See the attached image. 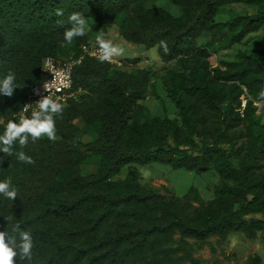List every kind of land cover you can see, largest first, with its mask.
Here are the masks:
<instances>
[{
    "label": "trees",
    "instance_id": "trees-1",
    "mask_svg": "<svg viewBox=\"0 0 264 264\" xmlns=\"http://www.w3.org/2000/svg\"><path fill=\"white\" fill-rule=\"evenodd\" d=\"M146 1L0 0V79L12 71L17 86L12 97L0 95L4 123L16 120L13 113L42 81L45 57L78 56L91 41L87 32L72 44L64 40L73 12L104 27L121 16L120 35L157 46L162 61H175L162 82L181 119L150 116L143 100L156 94L151 68L128 71L85 55L73 70V89L80 92L63 103L56 139L29 138L24 148L16 142L14 153L24 151L33 164L0 153V181L10 178L18 189L14 201L0 195V231L12 234L19 223L34 241L32 260L16 264H181L182 258L201 264L187 237L233 231L255 237L264 230V121L255 105L264 102V46L217 65L210 60L216 43L241 42L264 26V0H169L179 15ZM236 2L259 8L215 20L222 5ZM78 119L90 128V140H83ZM89 154L98 164L85 174ZM153 162L216 169L215 197L204 203L195 187L179 197L146 186L136 164ZM124 166L125 176L116 177Z\"/></svg>",
    "mask_w": 264,
    "mask_h": 264
},
{
    "label": "rangeland",
    "instance_id": "rangeland-1",
    "mask_svg": "<svg viewBox=\"0 0 264 264\" xmlns=\"http://www.w3.org/2000/svg\"><path fill=\"white\" fill-rule=\"evenodd\" d=\"M147 6H163L174 15L180 14V9L169 0H147ZM258 4L236 2L222 5L216 16V21H224L238 14L252 13L257 11ZM118 20L108 27L98 25L92 20H87L86 32L89 39L96 42V36L103 33L106 39L113 41L123 49V55L118 57L125 61V64L119 68L128 71H134L139 67L151 68L154 71V92L150 93L143 102L148 108L150 116L168 115L181 122L178 114L176 103L168 96L165 86L162 82V76L169 69L176 68L175 61L164 62L161 60L157 46L147 48L142 43H134L126 40L119 33ZM210 38V34H205L201 41ZM264 46V26L253 33H250L241 42L234 44L216 43L215 50L210 60L213 65L219 64L223 60H233L238 57L240 51H246L251 54H257L258 49ZM61 57H65L61 55ZM138 57V62L128 61V58ZM80 90H77V96ZM245 102V100H244ZM257 113L264 121V102L255 101ZM81 126V136L84 141L92 138L91 130L84 125L81 120H76ZM98 156L89 154L85 162L82 164L83 173L94 172L97 168ZM140 172V180L148 187L159 189L168 196L182 197L189 193L191 187L197 188L200 197L204 203L209 202L215 197L216 189L221 181L220 174L214 168L197 172L185 168H174L167 164L153 162L147 165L136 164ZM128 170L124 166L116 177H124ZM192 203L198 205L196 200ZM189 248L192 254L200 260L201 264H264V230L258 232L255 237H249L242 231H233L226 237L212 235L205 240H197L187 237ZM176 245V243L174 244ZM181 250L177 251V255H181ZM181 264H191L186 258L181 259Z\"/></svg>",
    "mask_w": 264,
    "mask_h": 264
},
{
    "label": "clouds",
    "instance_id": "clouds-1",
    "mask_svg": "<svg viewBox=\"0 0 264 264\" xmlns=\"http://www.w3.org/2000/svg\"><path fill=\"white\" fill-rule=\"evenodd\" d=\"M56 15L62 16V10H57ZM68 24L71 27L67 28L63 33V38L68 44H72L76 38L86 35L87 20L79 12H73L69 15ZM95 39L98 46L95 55L100 63H114L116 58L123 55V49L113 41L106 39L103 33L98 34ZM159 47L165 54L169 53L166 40H161ZM43 69L51 72L53 79L43 84L48 94L36 101V108L31 111V115H22L18 122L10 119L4 123L0 120V124H3L4 127L3 134H0V153L9 157L15 154L18 161L27 164H33L35 161L24 151L14 153L16 142L18 141L19 146L24 148L28 145L29 138H31L32 142L44 137L54 141L57 132L56 118L62 116L64 110V105L60 102V98H53L55 96V92L52 91L53 87H55L56 92L61 90L56 86V70L50 63H46ZM15 81V73L8 71L0 79V95L12 97L17 88ZM259 95L264 98V91H261ZM30 108L31 104L24 105L23 112L27 113ZM3 161V157H0V164ZM0 195L8 200H16L18 189L13 186L10 178L0 181ZM11 233L9 234L7 230L0 231V264H16L17 259L20 262L31 261L34 247L31 233L22 230L19 223L13 224Z\"/></svg>",
    "mask_w": 264,
    "mask_h": 264
},
{
    "label": "built area",
    "instance_id": "built-area-1",
    "mask_svg": "<svg viewBox=\"0 0 264 264\" xmlns=\"http://www.w3.org/2000/svg\"><path fill=\"white\" fill-rule=\"evenodd\" d=\"M81 47V52L78 56H70L62 59L54 56H47L44 58L41 65L43 79L41 82L31 87L21 108L13 113V116L17 121H19L22 115L30 116L31 111L36 108V101L48 94V92L44 89L43 84L46 81H51L53 79V74L43 69L46 63H50V65L56 70V86L61 89L59 92H56L55 87H53L52 91L55 92V96L53 98L55 99L56 97H59L60 102L65 103L68 98L77 97V91L73 89L74 67L82 61L85 55L96 58L95 54L98 46L96 42L90 41L89 43L83 44ZM110 64L114 67H121L125 64V61L122 58H116V62ZM26 104H31V108L27 113H24L23 108Z\"/></svg>",
    "mask_w": 264,
    "mask_h": 264
}]
</instances>
